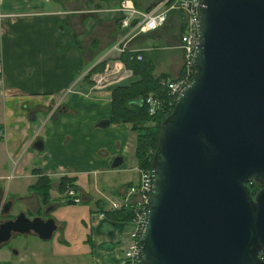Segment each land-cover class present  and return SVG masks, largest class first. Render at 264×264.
Here are the masks:
<instances>
[{
  "label": "crops",
  "instance_id": "0c3cea01",
  "mask_svg": "<svg viewBox=\"0 0 264 264\" xmlns=\"http://www.w3.org/2000/svg\"><path fill=\"white\" fill-rule=\"evenodd\" d=\"M120 1L0 0V186L18 201L13 213L43 209L55 223L46 239L12 235L0 244V264H122L131 224L127 213H115L130 208L112 209L109 201L123 197L139 166L131 123L111 119V91L139 76L122 69L112 48L122 35ZM131 1L147 10L156 0ZM171 23L125 46L148 58L154 75L176 78L182 58ZM109 65L116 74L106 77ZM38 140L41 148L33 146ZM40 175L51 179L47 203L29 190ZM62 176L73 178L80 203L62 199Z\"/></svg>",
  "mask_w": 264,
  "mask_h": 264
},
{
  "label": "water",
  "instance_id": "95a60500",
  "mask_svg": "<svg viewBox=\"0 0 264 264\" xmlns=\"http://www.w3.org/2000/svg\"><path fill=\"white\" fill-rule=\"evenodd\" d=\"M197 32L193 79L152 156L141 264H264V187H248L264 183V0H199ZM54 229L20 212L0 219V244Z\"/></svg>",
  "mask_w": 264,
  "mask_h": 264
},
{
  "label": "built area",
  "instance_id": "2783aa9c",
  "mask_svg": "<svg viewBox=\"0 0 264 264\" xmlns=\"http://www.w3.org/2000/svg\"><path fill=\"white\" fill-rule=\"evenodd\" d=\"M199 0H156L147 10L135 7L131 0H121L116 12L120 14L118 22L121 30L127 29L121 38L113 45L118 51H128L125 43L131 38L145 36L163 27L173 13H177L180 20V48L184 53V65L182 75L176 79L160 77L158 84L166 89L167 104L164 97L149 93L145 97L148 114L165 111L169 114L173 109L177 94L187 86L194 76V51L197 42V7ZM130 52V51H129ZM132 59L142 60L143 55L139 51L131 52ZM104 77L99 78L98 82ZM54 113V108L49 111L46 119ZM2 130L0 129V135ZM138 178L129 184L123 191V197L119 200H110L112 209L123 206L129 207L132 212L130 219L131 230L128 244L123 251L122 264H141V235L148 217L147 199L152 189L151 167H137ZM82 195L73 184H68L62 192V199L73 204L82 201ZM103 216V213L100 214Z\"/></svg>",
  "mask_w": 264,
  "mask_h": 264
},
{
  "label": "trees",
  "instance_id": "16d2710c",
  "mask_svg": "<svg viewBox=\"0 0 264 264\" xmlns=\"http://www.w3.org/2000/svg\"><path fill=\"white\" fill-rule=\"evenodd\" d=\"M133 53L123 51L119 55L120 61L132 71V74L139 76L138 79L127 85H117L111 91L112 95V116L115 122L131 123L132 129L137 131L134 155L139 167L151 165L152 156L158 143L160 124L166 114L160 111L154 115L148 114L145 97L149 93L163 98L166 89L158 84L160 77H168L166 74L154 75V65L150 60L132 59ZM137 100H141L137 102ZM151 151V152H150ZM73 178L62 176L59 178V189L64 191L68 184H72ZM51 179L46 175H40L37 181L29 186L30 191H35L42 203L50 200ZM73 204L71 202H66ZM127 213L128 217L132 212L130 209H121L115 214ZM264 258V253L261 255Z\"/></svg>",
  "mask_w": 264,
  "mask_h": 264
},
{
  "label": "flooded vegetation",
  "instance_id": "af4514ba",
  "mask_svg": "<svg viewBox=\"0 0 264 264\" xmlns=\"http://www.w3.org/2000/svg\"><path fill=\"white\" fill-rule=\"evenodd\" d=\"M3 134H4V132L2 130V134L0 135V137H2ZM252 186H253V188H252ZM248 187L250 189V192L252 194V197L255 198L256 193L261 188L264 187V183H262L261 181H258V180H253V181H251V182L248 183ZM255 190H257V191L255 192ZM253 192H255V193L253 194ZM17 202H18L17 200H13V199L7 198L5 195H1L0 196V219H10L13 216L19 214L20 212H23L29 218L30 217L31 218L34 217L33 215L40 216V217L43 218L42 215L46 214V213L43 214V212H44L43 209L38 210L36 212V214L31 213L30 210H29V208H25V210H23V211L20 210V211H18L16 213H13L12 211L14 210V207L16 206V203ZM47 218H49V217H47Z\"/></svg>",
  "mask_w": 264,
  "mask_h": 264
},
{
  "label": "rangeland",
  "instance_id": "374dc122",
  "mask_svg": "<svg viewBox=\"0 0 264 264\" xmlns=\"http://www.w3.org/2000/svg\"><path fill=\"white\" fill-rule=\"evenodd\" d=\"M77 12H71V14H76ZM171 19H172V21H173V23H171L173 26H174V34H175V36L178 38L177 40H179V36H180V32H181V29H180V18L178 17V16H171L170 18H169V20H168V22L169 21H171ZM178 20V21H177ZM167 22V23H168ZM166 25H164L163 27H165ZM162 27V28H163ZM161 28V29H162ZM160 29V30H161ZM127 29H125V30H123L124 32L126 31ZM123 31L121 30V33L123 34ZM158 31V30H157ZM131 39H133V38H131ZM130 39V40H131ZM145 41H146V43L145 44H148V43H151V42H153V40L152 39H149V38H147V39H145ZM180 43V40L177 42V44H179ZM179 46H180V44H179ZM180 51H181V58H182V66H181V72H180V74H179V76L178 77H176V78H179V77H181V75H182V67H183V65H184V53H183V50L182 49H180ZM118 59H119V61H120V57H118ZM144 60V62H147L148 61V58H145V56H143V59H142V61ZM120 63L122 64V69L124 70V68L126 69V70H130L129 68H127L125 65H124V63L123 62H121L120 61ZM99 65V67H98V69H97V71L98 72H100V71H103V70H105L104 68V65H105V63H99L98 64ZM113 66V65H112ZM112 66H110L109 65V71H107V72H105V73H103V75H105L106 77L107 76H113V75H115L116 73H113V70H112ZM131 71V70H130ZM131 73H132V71H131ZM99 77H104V76H100L99 75ZM105 77V78H106ZM176 78H173V79H176ZM99 80V79H98ZM101 80H104V78L103 79H101ZM100 80V81H101ZM166 95L164 96V98L165 99H163L164 100V102H165V104H167V102H168V100H167V93H165ZM165 111H167L166 110V108H164V111H162L161 113H163V114H165ZM135 133H137V131H135V130H133ZM151 152V151H150ZM147 167V166H146ZM252 188H253V186H252ZM250 190V189H249ZM257 190H255V192H256ZM255 192H253V194L255 193ZM251 193V192H250ZM252 195V194H251ZM113 200V199H112ZM131 217H132V214H131V216H130V219H131ZM131 224V223H130ZM12 240V239H11ZM11 242V241H10ZM9 242V243H10ZM8 243V244H9Z\"/></svg>",
  "mask_w": 264,
  "mask_h": 264
}]
</instances>
